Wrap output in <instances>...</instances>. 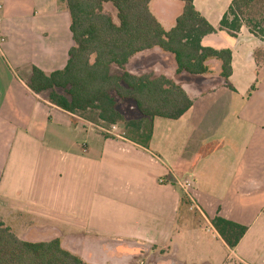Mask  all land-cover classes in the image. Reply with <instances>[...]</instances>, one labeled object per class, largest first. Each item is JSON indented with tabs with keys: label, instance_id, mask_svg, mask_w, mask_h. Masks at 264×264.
Masks as SVG:
<instances>
[{
	"label": "crops",
	"instance_id": "obj_1",
	"mask_svg": "<svg viewBox=\"0 0 264 264\" xmlns=\"http://www.w3.org/2000/svg\"><path fill=\"white\" fill-rule=\"evenodd\" d=\"M230 1L211 21V10L204 13L193 0L215 28L202 36L201 44L231 51L227 80L220 76V61L214 58L206 61L208 73H176L173 56L158 47L134 54L125 65L130 73L153 71L180 84L192 100L185 113L196 108V101L203 108L204 97L217 96L219 88L237 95L240 102L236 101L231 132L240 136L234 151H227L230 160L223 161L222 174L214 176L196 160L183 165L176 154L172 164L166 162L149 144L124 137L121 125L112 124L116 131L112 132L95 110L68 112L50 103L45 92H33L27 85L32 65L50 72L66 64L73 41L65 2L0 0V211L12 216L13 226L19 221L22 235V216L45 219L69 231L63 241L58 235L53 238L87 264H131L138 246L164 245L173 235L174 246L182 245L187 233L196 237L204 231L176 225L182 204L176 182L189 176L193 188L183 193L204 217V233L211 232L228 250L223 264L233 262L230 256L238 264H264V54L256 56V49L264 48V35H254L245 25L235 36L219 30ZM149 54H157L170 67L157 66L153 60L150 67L136 69L134 64ZM128 105L139 114L132 101L118 100L117 109L125 118ZM183 115L171 120L180 121ZM152 123L154 130L155 120ZM152 137L153 132L149 143ZM216 214L247 227L233 249L210 222Z\"/></svg>",
	"mask_w": 264,
	"mask_h": 264
},
{
	"label": "trees",
	"instance_id": "obj_2",
	"mask_svg": "<svg viewBox=\"0 0 264 264\" xmlns=\"http://www.w3.org/2000/svg\"><path fill=\"white\" fill-rule=\"evenodd\" d=\"M63 1L73 41L66 64L50 72L32 65L28 87L35 93L45 92L50 103L65 111L95 110L102 122L121 125L124 137L143 146L151 137L154 117L178 119L191 107L192 100L180 84L164 74L153 71L134 74L125 70L134 54L158 47L173 56L176 73H208L206 61L210 58L220 61L219 74L225 80L232 72L230 49L201 44L202 36L215 28L195 8L193 0H180L181 12L169 29L150 11L151 0ZM255 4L256 0H231L218 29L235 36L245 25L254 35H264V28L255 30L258 22L246 17ZM106 6L114 11L113 15L105 10ZM113 65L120 71H112ZM118 100L132 101L141 117L125 118L117 109ZM210 222L230 249L247 229L217 214ZM0 264L87 263L63 248L58 238L27 241L0 220Z\"/></svg>",
	"mask_w": 264,
	"mask_h": 264
},
{
	"label": "rangeland",
	"instance_id": "obj_3",
	"mask_svg": "<svg viewBox=\"0 0 264 264\" xmlns=\"http://www.w3.org/2000/svg\"><path fill=\"white\" fill-rule=\"evenodd\" d=\"M226 3L227 0H197V7L203 10L204 13H207L206 10H211L209 18L211 21H214V17H217L225 9ZM181 5L182 3L179 0H152L150 2V10L159 18L163 27L168 29L173 24L175 16L180 12ZM105 10L112 13V15L114 14V11L109 6H106ZM246 17L252 18L253 22H258L259 27H254L255 30L259 31L260 28H264V2L256 0L251 13ZM250 23L252 24V22ZM203 44L210 45L207 41H203ZM257 50L259 51L257 57L262 58L264 48H258ZM165 54L172 56L170 53ZM156 55L149 54L148 56H144L141 58V63L136 62L134 66L137 67L136 69H145L150 67L153 60H155L157 66L162 64L163 68L170 67L166 60L161 61ZM164 59L166 58L164 57ZM111 70L114 72L120 71L114 65L111 66ZM216 92H218L217 96L204 97L203 104L205 106L203 108H199L200 102L196 101V108L190 109L185 113L180 121L154 117V130L152 127L153 137L147 145L149 144L155 153L171 164V161L175 157L174 154H176L182 158L180 162L183 165L189 166L191 160H196V163L198 161V163L203 164L202 167L205 173H212L211 175L214 176L222 174V172H219V168L225 167L226 163H223V161L227 157L228 161L230 160V154L227 156V151H234L240 136L237 133L231 132V129L235 127L233 113H236L240 100L231 90L230 93H225L224 89L219 88ZM227 103H230V106ZM124 108L127 111V118L139 116L132 109V106L128 105L124 106ZM180 122H185V126L182 127ZM107 125H109V129L111 128L112 132H116L111 127L112 124ZM123 131L121 129L120 133H123ZM194 187L196 188L197 186L194 185ZM177 189L182 196V204L178 210L179 216L176 225L186 227L185 229L199 226L200 230L207 231L205 219L201 216L200 210L186 197L183 191L179 188ZM11 217L5 216L0 211V220L9 226L13 233L29 241H44L53 238L54 235L60 236V240L63 241V239L65 240L66 233L69 232L65 227L58 225L51 226L52 223L45 219L22 216L25 219V223L21 227V230L24 231V235H22L19 230V221H15V226H13L9 221ZM32 220H36V224H39H32ZM47 224L50 227H46ZM177 226L176 228H178ZM204 231L199 232L196 237L187 233L184 243L182 245L177 243L175 245L177 247L173 243L174 235L168 237L164 245L149 244L146 247L147 249H144L143 246H138L133 250V254L137 259L132 260L131 264H223L228 258V250L215 235L211 232L204 233ZM195 241L200 242V244H197ZM234 260L238 261L236 257L230 256V262L233 261L231 264L240 263Z\"/></svg>",
	"mask_w": 264,
	"mask_h": 264
},
{
	"label": "built area",
	"instance_id": "obj_4",
	"mask_svg": "<svg viewBox=\"0 0 264 264\" xmlns=\"http://www.w3.org/2000/svg\"><path fill=\"white\" fill-rule=\"evenodd\" d=\"M112 127L114 128V126ZM176 184L185 193L190 192L193 188V180L189 176L177 180Z\"/></svg>",
	"mask_w": 264,
	"mask_h": 264
}]
</instances>
